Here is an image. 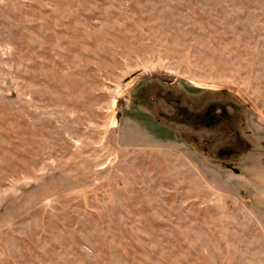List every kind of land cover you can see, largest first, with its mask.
Segmentation results:
<instances>
[{
	"label": "rangeland",
	"instance_id": "1",
	"mask_svg": "<svg viewBox=\"0 0 264 264\" xmlns=\"http://www.w3.org/2000/svg\"><path fill=\"white\" fill-rule=\"evenodd\" d=\"M0 264H264V0H0Z\"/></svg>",
	"mask_w": 264,
	"mask_h": 264
}]
</instances>
